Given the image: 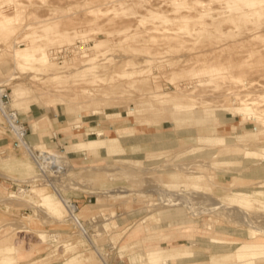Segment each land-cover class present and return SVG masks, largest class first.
Wrapping results in <instances>:
<instances>
[{"label": "rangeland", "instance_id": "1", "mask_svg": "<svg viewBox=\"0 0 264 264\" xmlns=\"http://www.w3.org/2000/svg\"><path fill=\"white\" fill-rule=\"evenodd\" d=\"M17 1L19 2L0 0L2 11L5 14H12L21 25L15 35L17 37L31 31L29 28L26 29L25 25L38 22H42V26H49L48 35L53 36L59 29V24L62 26V23L71 21L72 17L75 18V13L78 12L76 16L79 19L72 20L79 24L82 17H89L96 12L94 9H87L93 7L94 4L90 3L82 8L79 5L78 8L74 7L85 0H21L28 4V7L19 11L14 9ZM129 4L131 2L124 5L115 3L108 8L114 6L111 9L114 12L120 14L124 12L126 20L150 14L141 6L130 8ZM153 10L164 12L167 8L153 7ZM114 12H104L101 15L111 18ZM69 25L66 26L69 28L74 26ZM82 26L88 27L86 24ZM239 30L230 25L222 36L208 37L206 33L197 41L177 40L174 45H163L161 37L146 38L145 42L141 43L126 41L109 49L112 50L109 54L113 57L108 59L111 60L108 63L106 61L105 70L95 77L75 72L72 65L59 70L54 77H49L45 70L36 71L30 66L18 65L15 70L17 79L7 85L5 81L17 63L11 57L10 48L5 47L7 44L3 39L7 30L0 27V87L6 90L3 95H7L2 102L6 105L11 104L12 89L19 81L28 80L27 83H31L30 89L40 86L33 91L38 94V99H34L32 103L37 101L42 108L38 107L33 113L28 109V103L24 110H18L15 114L29 134L31 122L46 118V123L39 130V136L31 140L38 143L53 141L56 147V156L53 160H45L42 155L35 153V148L25 150L11 132V125L0 114V263L4 258H11L13 261L5 264H130L132 254H143L150 247L188 246L196 255L183 264H264V251H260L261 254L258 256L243 259L230 251L227 258H219L223 254L219 252L220 248L225 249L226 245L216 243L205 245L204 242L195 240L191 244L188 234L180 225L184 222H197L199 230L195 235L205 237L203 241H208L212 236L243 241H264V196L259 202L251 200L252 196L238 197L234 193L239 189L254 190L264 187V169L251 164L254 158L246 159L244 156L247 145L257 144L258 142L253 140L264 132L262 125L264 117L257 119V110L254 106L248 108L250 116L246 118L240 113L231 116L219 112L211 124L213 128L226 125L224 130L227 131H224V134L234 133L242 136L244 144L231 143L225 136L224 142L217 143L211 151L209 149L199 151L190 140L194 136L191 133L196 129L194 121L189 120L176 121L175 125H159L158 131L162 135L160 139H155L154 134H150L147 139L123 140L101 146L90 154L72 153L70 158L62 154V148L71 142L85 140L87 132L99 127L108 128L105 120L114 119L118 124H127L141 115L142 101L148 99V96L141 95L142 90L135 86H139L144 79L153 74L151 68L145 65L146 60L153 54H157L156 56L160 57L158 60L165 65L163 69L156 71L158 76H162V85L166 87L165 90L173 92L175 82L184 88V84L193 86V82H196V78L191 74L199 67L195 65V68H192L191 65L202 59L195 55L203 46L214 47L215 44L219 45V42L229 43L231 47L224 54L215 53L203 57L214 59L226 76L225 79H217L207 88L216 93L225 90L236 92L259 90L264 84V71L254 74L253 67L263 65L264 70V57L256 52V45L252 44L257 43V40L252 43L235 42L240 38ZM40 34L37 33L36 37ZM13 37H10V42L16 39ZM22 43L17 45L24 47L25 44ZM88 43L91 44L92 41L89 40ZM63 44H54L48 48ZM1 65L5 68L3 69ZM250 69L253 71H248ZM127 72L139 74L131 79L126 76ZM171 76L174 78L173 81L170 80ZM87 79L94 81L84 83ZM243 80L254 85L251 88H244ZM75 85L83 86L87 91L62 93L63 95L59 97L49 89L59 93L58 88L73 90ZM27 95L30 96L32 93L28 92ZM226 98L225 102L229 109L232 107L230 105L235 103L240 105L238 101H233V98ZM181 102L189 104L193 99L184 97ZM195 102L197 104V101ZM162 117L169 121V117L173 116L170 111H166ZM233 122L238 125H233ZM230 125L234 126L232 130ZM261 145L264 146V143ZM219 151L221 154L218 157ZM202 161L207 163V168L201 171L205 175L203 179L189 182L184 178L190 176L192 171H196L188 165ZM13 165L15 167H10ZM41 166L44 167V173L39 169ZM1 174L33 180L20 184ZM176 174L181 178H175ZM38 187H43V193H38L36 190ZM82 188L97 189L98 193L83 192ZM21 189L29 190V195L26 196ZM12 193L17 196L7 201L2 199ZM50 193L54 200L58 199L59 193L68 202L75 204L78 212L81 211L79 216L65 222L53 217L45 205H40L45 202L44 196ZM30 195L36 199L34 197L31 199ZM178 203L183 205L184 215L177 218L163 237L145 240L146 234L139 232L138 227L141 225L156 227L154 214L173 210V205ZM222 203L227 206H221ZM167 214L166 211L159 215ZM26 217H30L29 223ZM108 218L113 222L117 218L120 219L115 222V227L100 234L96 222ZM168 221L169 219H166L162 223L164 228L169 224ZM249 229L255 230L252 238L248 235ZM22 230L31 233L26 234L21 232ZM40 233L47 236L46 242L38 243L39 240L35 236H39ZM8 248L14 249L9 253L5 251ZM97 249L105 262L95 251Z\"/></svg>", "mask_w": 264, "mask_h": 264}, {"label": "bare ground", "instance_id": "2", "mask_svg": "<svg viewBox=\"0 0 264 264\" xmlns=\"http://www.w3.org/2000/svg\"><path fill=\"white\" fill-rule=\"evenodd\" d=\"M126 2H131V4H129L130 8L141 6L144 10H148L150 14L144 17H138L137 19L126 20V16L123 15L124 12L121 14L114 12L111 10L114 6L108 8L109 5L115 3L124 5ZM80 3H77L74 7L79 5L82 8L86 7L87 3L94 4L92 8L89 7L87 9H94L96 11L95 14L90 15L89 17H82V20L80 19L81 23L77 24V22L75 23L72 20H75V18L76 20L79 19V17L76 16L78 15V12H74L76 14L74 16L75 18H73L72 15L71 21L62 23V26L59 24V29L53 36L48 35L50 27L42 26V22L25 25L24 27L26 29H31V31L18 37L15 36L20 29V23H17L15 20L16 17H13L12 14H5L0 7V27L7 30L3 39L5 44H7L5 47L10 48L9 52L11 57L13 61L17 63V65L15 64V66H13V71L11 72L10 77L5 81L7 85H10L9 83L11 81L17 79L15 70L18 68V65L19 67L30 66L36 71L45 70L49 73V77L56 76L59 70L66 69L67 66L72 65V69L75 72L95 77L105 70L106 61L107 63L111 61L108 59H110L111 56L113 57V55L109 54V52L112 51L109 49L114 45L124 44L126 41H136L141 43L145 42L144 39L146 38L155 39L157 37L162 38L160 41L163 45H174L177 40H180V42H193L204 37L206 33H208V37L214 35L222 36L230 25L240 29V33L238 34L240 38L235 42L252 43L257 40V43L252 44L256 45V52L264 57V0H85L83 3ZM73 5H75V3H73ZM27 7L28 4L19 0L14 9L19 11ZM153 7H163L167 8V10L164 12H158V10H153ZM109 11L114 12V16L111 18L101 15L102 13ZM72 21L74 23H72ZM71 23L72 25L74 24L73 27L69 28L66 26ZM83 24L88 25V27H83ZM6 25H8V27ZM34 26L36 28H33ZM39 28L40 30H38ZM113 29L116 30L113 31ZM37 33H41L40 36L36 37ZM115 33L117 35H113ZM12 36H14L13 38L16 37V39L13 42H10L9 40ZM19 39L21 40L17 41ZM76 40H81V42L78 43ZM89 40L92 41L91 44L88 43ZM17 43L25 45L22 47L18 46ZM54 44L63 45L48 48V46ZM218 44L219 45L215 44L214 47L210 45L203 46L201 50L196 53L195 56L202 59L197 60L191 65L192 68H195V65L199 67L198 70L191 74L196 78V82H193V86L184 84V88L180 86V84L177 85L175 82L174 84L176 87L173 92L165 90L166 87L164 88L162 85V76H158L156 71L163 69L165 65H162L164 63L158 60L160 57L158 58V56H156L157 54L152 53L153 56L146 60L145 65L147 68H151L153 74L144 79L139 86H135L138 90H142L141 95L148 96V99L142 101L143 109H140L142 112L141 115H139L136 120L127 122V124H118L114 119H108L109 121L105 120L107 121L105 124L109 125L108 128L99 127L101 125L95 126L99 128L87 132V138L85 140L73 141L70 145L62 148V154L66 157L68 156V158H70L72 153L87 152L90 154L101 146L112 145L123 140L133 141L141 138L147 139L150 134H154L155 139H160L162 135H160V131H158L159 125H175L176 121L180 122L189 120L194 121V128L196 129V131L191 133L194 136L191 137L190 140L195 143V147H197L199 151H207L208 149L211 151V149L215 148L217 143L224 142L223 138L225 136L228 140H231V143L235 142L242 144L244 141L242 136L230 133L228 135H233V137L229 138L228 135L224 134V131H227L224 130L226 125L213 128V125L211 124L214 122L213 120H216L214 118L218 117L217 114H219V112L231 116H233L234 113H240L243 118H246L247 116H250V113H248L250 110L248 108H252L253 106L257 110V119H263L264 84L260 86L261 89L258 86L259 90H255L254 92L251 90L241 92L225 90L221 93L209 91L207 86L214 83L219 78H226L225 72H222V70L218 68V64L213 61L214 59H203V57L215 53L224 54V52H227L231 47V45L226 42H219ZM2 65L5 66L3 63ZM5 67H3V69ZM253 70L254 74H260L264 71L263 65L253 67ZM253 70L250 69L248 71L252 72ZM55 71L56 73H54ZM138 74L139 73L137 72H127L126 76L134 79ZM94 79H87L84 83L94 81ZM173 79L174 78L171 76L170 80L173 81ZM27 81L28 80L24 79L23 81H19L18 84L16 83L17 85L12 89L11 104L9 103V105L2 102V96L6 90L0 87V114L3 115L5 121L11 125V132L14 133L19 140L20 146L27 151L35 148L36 154L42 155L45 160H53L56 156V147L53 141L38 143L31 140L36 139V137L39 136V130L44 123H46V118L31 122L29 125V134L28 131H25L24 126L19 123L20 120L15 114L18 110H24V106L28 103V109L33 113L38 110V107H41V104H37V101L32 103L34 99H38V94H35L33 91L39 89L40 86L30 89L29 86L31 83L29 84ZM242 82L244 88H251L254 85V83H250L246 80H243ZM79 85H75L73 90L58 88L59 93L51 88L49 89L59 97L63 95L62 93L71 94L73 92L87 91V88ZM124 87L126 88L125 85ZM28 92L32 93V95L28 96ZM184 97L190 98L191 100L193 99V102L189 104L182 103L181 100L184 99ZM226 97L233 98V101H238L240 105H236L235 103L230 105L232 107L229 109L225 102V99H227ZM195 101H197V104ZM223 103L224 105H222ZM196 105L198 106L196 107ZM166 111H170V114L173 116L169 117V121L164 120L162 117ZM127 114H129V111H127ZM115 115L116 113H114V116ZM117 115H119V113H117ZM121 115L123 114L121 113ZM55 122H57V120ZM233 123V125H238L236 122ZM233 125L229 126L231 128L230 130L234 128ZM262 125H264V122ZM76 139L77 138H74V140ZM255 141L258 143L255 145H247V149L244 151V156L246 159H256H252L253 161L251 160V164L264 169V146L261 145L264 143V132L258 135V138L253 140V142ZM220 154V151L217 152L218 157ZM203 162L204 161L195 162L188 165L196 171H192L190 176L184 178L189 182H193L192 180L199 181L203 179L205 175L201 173V171H204L207 168V163ZM39 169L42 173L45 172L44 167L41 166ZM1 175L3 177H9L4 174ZM174 177L177 179L181 178V176L177 174ZM9 178L20 184L33 180L32 178ZM36 190L38 193H43V187H38ZM81 190L93 194L98 193V190L93 188H82ZM20 191L24 192L26 196L29 195L28 193L30 192L29 190L24 189H21ZM234 193L237 194L238 197L252 196L253 198L251 200L260 202L264 196V187L254 190L239 189L234 191ZM57 195L58 199L54 200L52 193L47 194L44 196L45 202L40 205H45L53 217H56L63 222L69 221V219H75L79 216L81 211L78 212L79 210H77L75 204L68 202V200L64 199L59 193ZM16 196L15 193H12L7 197H2V199L7 201ZM30 197L33 199L32 197L34 196L30 195ZM173 206V210H164L163 212L154 214V221L157 223L156 227L151 228L144 225L138 227L137 230L139 232L146 234L144 237L145 240L163 237L168 232V229L172 228V225H174L177 218L184 215L182 204L178 203ZM221 206L227 205L222 203ZM166 211L168 212L166 216L159 215ZM29 218L30 217H26L27 223H29ZM119 219L120 218H117L116 221ZM166 219H169V224L164 228L162 223ZM115 222L109 221V218L98 223L96 222V224H98L99 233L102 234L105 231H108L111 227H115ZM180 225L182 226L181 229H184L188 234L187 237L191 244H193L195 240L204 242L205 245H210L212 243L226 245L224 246L225 249L220 248L219 252H222L223 254L219 258H227V254L230 251L241 259L249 256H258L261 254L260 251H264V241L261 240L243 241L223 237L214 238L212 236L208 241H203L205 237L203 238V236L198 235V237L195 235L199 230L197 222H184ZM21 232H25L26 234L31 233L30 231L24 230ZM254 232L255 230L249 229V237L252 238ZM35 237L39 240L38 243L41 241H47V236L44 233H40L39 236ZM17 244L18 242L15 243V245ZM13 249L8 248L5 251L10 253ZM95 251L100 256L98 249ZM195 255L196 252L188 246H174L170 248L155 246L146 249L143 254H132L130 264H183L184 261L189 260ZM100 258H102V256H100ZM101 260L105 262L103 258ZM12 261L13 259L11 258H4L0 264L11 263Z\"/></svg>", "mask_w": 264, "mask_h": 264}, {"label": "built area", "instance_id": "3", "mask_svg": "<svg viewBox=\"0 0 264 264\" xmlns=\"http://www.w3.org/2000/svg\"><path fill=\"white\" fill-rule=\"evenodd\" d=\"M3 98H7V95H3V96H2V99H3Z\"/></svg>", "mask_w": 264, "mask_h": 264}, {"label": "crops", "instance_id": "4", "mask_svg": "<svg viewBox=\"0 0 264 264\" xmlns=\"http://www.w3.org/2000/svg\"><path fill=\"white\" fill-rule=\"evenodd\" d=\"M10 167H15L14 165L13 166H10ZM14 169H16V168H14ZM18 169V168H17ZM19 170V169H18Z\"/></svg>", "mask_w": 264, "mask_h": 264}]
</instances>
